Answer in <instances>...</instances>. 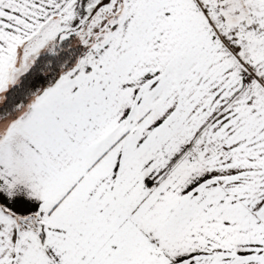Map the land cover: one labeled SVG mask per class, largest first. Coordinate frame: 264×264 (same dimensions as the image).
Listing matches in <instances>:
<instances>
[{
  "label": "snow or ice",
  "instance_id": "snow-or-ice-1",
  "mask_svg": "<svg viewBox=\"0 0 264 264\" xmlns=\"http://www.w3.org/2000/svg\"><path fill=\"white\" fill-rule=\"evenodd\" d=\"M0 264H264V0H0Z\"/></svg>",
  "mask_w": 264,
  "mask_h": 264
}]
</instances>
